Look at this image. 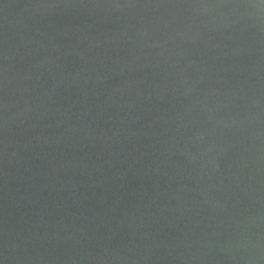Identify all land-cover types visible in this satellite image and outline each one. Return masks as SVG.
<instances>
[{
  "label": "water",
  "instance_id": "95a60500",
  "mask_svg": "<svg viewBox=\"0 0 264 264\" xmlns=\"http://www.w3.org/2000/svg\"><path fill=\"white\" fill-rule=\"evenodd\" d=\"M0 264H264V0H0Z\"/></svg>",
  "mask_w": 264,
  "mask_h": 264
}]
</instances>
